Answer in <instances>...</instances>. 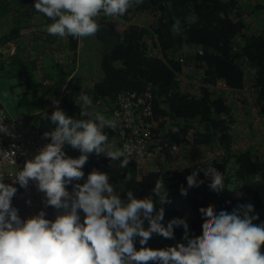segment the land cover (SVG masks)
<instances>
[{"label": "trees", "instance_id": "trees-1", "mask_svg": "<svg viewBox=\"0 0 264 264\" xmlns=\"http://www.w3.org/2000/svg\"><path fill=\"white\" fill-rule=\"evenodd\" d=\"M33 3L34 0H0V25L7 24L0 29V69L13 65L26 73L24 66L29 68V63L35 62L51 70L41 74L46 88L44 108L28 116L46 133L55 127L48 117L57 107L67 116L80 119L76 102L84 90V77L74 73V67L80 41L85 42L86 37L50 35L46 26L52 21L38 13ZM260 3L133 0L123 16L101 13L96 18L100 27L91 41L99 48L101 74L91 88L94 100L109 105L119 92L149 91L154 125L163 141L175 143L183 155L222 153L173 173L146 170L132 160L126 168H120L119 161L91 153L81 169L84 177L65 185L70 196L74 186L83 184L95 169L108 174L109 183L124 201L128 190L136 198L152 196L154 207L164 210L161 223L166 226L174 218L179 219L197 242L203 239L202 213H230L250 203L253 214L258 216L253 224L264 223V28L245 23L252 11L264 10ZM10 45L14 52L3 57L1 47L7 50ZM216 80L221 81V88L215 86ZM54 101H59L58 105ZM254 112L261 127L256 125ZM104 132L113 144L115 129L105 128ZM238 144L246 147L235 148ZM64 153L73 159L81 155L68 144ZM207 169L225 176V188L218 194L210 193V182L200 175L199 187L182 195L180 188L187 190L186 177ZM160 176L169 200L164 204L152 192ZM229 181L233 190L228 189ZM144 227H148L147 220ZM183 239L180 227L174 226L173 238L152 234L146 245H140L137 237L134 247L181 248ZM260 251L264 253V245Z\"/></svg>", "mask_w": 264, "mask_h": 264}, {"label": "clouds", "instance_id": "clouds-1", "mask_svg": "<svg viewBox=\"0 0 264 264\" xmlns=\"http://www.w3.org/2000/svg\"><path fill=\"white\" fill-rule=\"evenodd\" d=\"M140 3L141 0H135ZM133 0H34L33 7L52 22L46 26L50 35L60 38L69 36L84 38L95 35L100 25L96 18L123 16ZM194 18H193V21ZM7 96V93H4ZM58 105L59 101H54ZM82 119H74L57 107L48 117L55 127L45 133L50 143L42 147L22 169H17L13 182L21 187L29 180L37 182L44 193L45 205L63 209L54 220L45 218L39 211L21 219L10 201L17 189L3 182L0 171V264H264V223L253 224L258 219L252 204L239 205L230 213L224 210L201 214L205 225L202 241L189 236L182 221L174 218L166 226L162 224L163 208L154 207L152 196L136 198L131 190L126 192L127 201L109 183L106 173L93 169L83 184L74 186L72 196L65 185L73 179L84 177L82 167L88 154H103L111 161H119L120 168L129 164L131 152L117 148L109 142L105 128L116 129L118 121L106 118L92 108V97L86 91L79 94L78 102ZM91 108V111L87 109ZM91 117L88 119L87 117ZM0 113V133H8ZM65 144L78 149V158L66 157ZM0 151V167L15 153ZM203 175L210 182L212 194L225 188V176L212 169L186 177L187 190L197 189V179ZM153 195L160 204L168 203L163 177L154 183ZM63 198V199H62ZM78 210L84 213L81 218ZM155 213V214H153ZM147 220L148 227H144ZM179 226L183 233L184 247L169 246L166 249L134 247V238L146 245L152 234L173 238V228Z\"/></svg>", "mask_w": 264, "mask_h": 264}, {"label": "built area", "instance_id": "built-area-1", "mask_svg": "<svg viewBox=\"0 0 264 264\" xmlns=\"http://www.w3.org/2000/svg\"><path fill=\"white\" fill-rule=\"evenodd\" d=\"M188 71L192 73L191 69ZM215 86L221 88V81L216 80ZM97 105L107 113V118L118 121L113 144L117 148H127L131 152L130 160L141 164L146 170L181 172L200 161H210L215 155L222 153L205 151L183 155L175 143L163 141L161 133L156 131L154 125L152 96L149 91L119 92L109 105L100 101H97ZM0 113L4 114L3 124L9 130L8 133H0V151L5 152L6 156L10 155L7 152L15 153V166L8 159L0 167V171L5 172L3 182L17 189L11 198L10 207L17 210L22 220L36 215L39 211L45 212V218L54 220L56 215L62 214L64 210L45 205L46 198L44 193L39 191L36 181L29 180L24 187L13 182L16 168L22 169L26 160L32 159L42 147L50 143V138H46L45 133L33 125L28 117H10L1 106ZM234 146L246 147L245 144ZM66 148L67 144L63 147L64 152ZM78 212L83 219L80 210Z\"/></svg>", "mask_w": 264, "mask_h": 264}, {"label": "rangeland", "instance_id": "rangeland-1", "mask_svg": "<svg viewBox=\"0 0 264 264\" xmlns=\"http://www.w3.org/2000/svg\"><path fill=\"white\" fill-rule=\"evenodd\" d=\"M247 2L256 4L257 0H246ZM264 2V1H261ZM251 7V6H250ZM248 20V18L246 19ZM7 27L6 23L0 25V29ZM3 57H8L14 52V48L10 45L9 49L1 47ZM85 52V50L80 53ZM83 57V55H82ZM49 58V57H48ZM33 61L36 59L33 57ZM35 62L29 63V68L25 72H20L19 66L7 67L5 70L0 69V106L10 117H28L44 108L43 100L45 98L46 88L41 79L43 72H50L51 70L42 69L41 66L34 65ZM78 74L81 73L78 71ZM7 93V96L4 95ZM107 118V113L101 112ZM91 119V117H89ZM228 189L233 190L232 182H228Z\"/></svg>", "mask_w": 264, "mask_h": 264}, {"label": "crops", "instance_id": "crops-1", "mask_svg": "<svg viewBox=\"0 0 264 264\" xmlns=\"http://www.w3.org/2000/svg\"><path fill=\"white\" fill-rule=\"evenodd\" d=\"M257 1H264V0H257ZM261 5H264V2L260 3ZM250 7V6H249ZM251 8V7H250ZM248 18V20H246ZM247 18L245 19L246 24H256L259 29L264 28V10L260 11H252L250 14H248ZM257 27V28H258ZM88 39V40H86ZM84 40V39H83ZM85 50V52L80 53L81 51ZM83 55V57H82ZM98 58H99V48L95 46L94 42L91 41V36L85 38V42L80 41L79 49L77 51L76 56V64L74 67V73H77L78 71L81 73V75L84 77L83 81V91H86L88 95L92 97V108H94L96 111L102 112V107L97 105V102L93 98L92 94V85L95 81H97L100 77V70L98 67ZM78 105V104H77ZM80 113L81 108L78 105ZM88 111H91L92 109H87ZM252 110L254 108L252 107ZM255 113V112H254ZM255 122L256 125L261 127L259 121V117L257 116V113H255ZM90 117V116H89ZM87 117L88 119H90ZM80 119L84 118L79 116Z\"/></svg>", "mask_w": 264, "mask_h": 264}]
</instances>
